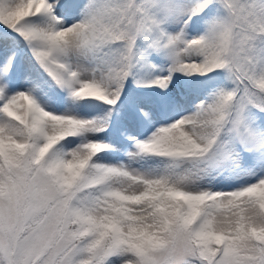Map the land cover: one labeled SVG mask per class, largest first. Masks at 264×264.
<instances>
[{"label":"snow or ice","instance_id":"snow-or-ice-1","mask_svg":"<svg viewBox=\"0 0 264 264\" xmlns=\"http://www.w3.org/2000/svg\"><path fill=\"white\" fill-rule=\"evenodd\" d=\"M0 264H264V0H0Z\"/></svg>","mask_w":264,"mask_h":264}]
</instances>
